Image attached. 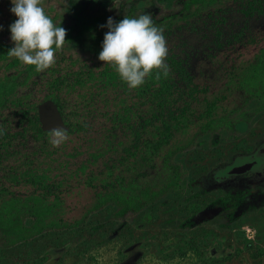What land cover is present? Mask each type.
I'll use <instances>...</instances> for the list:
<instances>
[{
  "label": "rangeland",
  "instance_id": "obj_1",
  "mask_svg": "<svg viewBox=\"0 0 264 264\" xmlns=\"http://www.w3.org/2000/svg\"><path fill=\"white\" fill-rule=\"evenodd\" d=\"M249 1L0 0L9 131L67 66L123 63L132 45L180 53L195 86L186 120L156 149L145 132L135 146L142 128L111 129L101 102H64L74 123L93 114L84 131H51L44 149L43 138L16 140L30 161L0 169V264H264L254 257L264 251V15H244ZM251 155V169L228 172ZM209 253L232 256L203 261Z\"/></svg>",
  "mask_w": 264,
  "mask_h": 264
},
{
  "label": "trees",
  "instance_id": "obj_2",
  "mask_svg": "<svg viewBox=\"0 0 264 264\" xmlns=\"http://www.w3.org/2000/svg\"><path fill=\"white\" fill-rule=\"evenodd\" d=\"M241 10L248 16L264 14V0L249 1ZM129 48L133 49L134 53L125 61L122 60L123 63L119 60L103 64L93 63L90 66L84 63L78 69L67 66L50 82L51 93L44 98L53 100L57 105L64 123L70 129L66 133L84 131L87 128L85 118H90L94 111L93 109L83 114L84 119L74 123L67 113H64V102L68 101L80 102L94 108L101 102L104 103V108L106 105L112 107L111 110L108 107L103 111L105 118L111 121V129L118 128L122 123L129 128H133V125L138 129L142 128V131L133 129L136 147L141 138L138 137L145 132L151 136V140L146 139L145 146L158 148L167 143L172 130L186 120L185 112L189 108L195 86L192 84L191 75L182 66L181 57L178 56L180 53L167 56L154 44L145 45L138 50L133 45ZM70 93L75 97L65 96ZM185 95L189 96V100L185 99ZM179 99L181 103L177 104ZM37 104H20L22 107L18 108L16 114L19 129L16 132L9 131L11 127L7 124L6 116L0 114V169L8 173H12L16 168L10 165V159L22 165H29L30 161L28 155L21 150L24 141L21 143L16 140L26 138V135L30 134L37 139L43 138L40 148L44 149L47 145L44 139L52 132L41 129ZM112 141L109 139L110 143ZM19 167L17 166L18 169ZM28 170L33 169L28 167L21 171L27 177L26 180H30V176L32 182L37 181L38 174ZM40 176L44 177L46 174ZM53 186V183L45 184V188ZM263 254L264 251L261 250L255 253L254 257ZM231 256L232 254H229L220 259L210 257L209 260L213 263L224 262Z\"/></svg>",
  "mask_w": 264,
  "mask_h": 264
},
{
  "label": "water",
  "instance_id": "obj_3",
  "mask_svg": "<svg viewBox=\"0 0 264 264\" xmlns=\"http://www.w3.org/2000/svg\"><path fill=\"white\" fill-rule=\"evenodd\" d=\"M38 115L41 128L46 131H57L65 130L69 128L64 123L62 116L56 106V104L51 100H46L45 102L38 105ZM262 148H260L259 152ZM250 157V158H249ZM247 159L249 163L245 162L241 165H233L229 167L228 172L231 174L245 172L252 165L251 160L255 157L254 155L249 156Z\"/></svg>",
  "mask_w": 264,
  "mask_h": 264
},
{
  "label": "flooded vegetation",
  "instance_id": "obj_4",
  "mask_svg": "<svg viewBox=\"0 0 264 264\" xmlns=\"http://www.w3.org/2000/svg\"><path fill=\"white\" fill-rule=\"evenodd\" d=\"M243 8V7H242ZM242 11V10H241ZM244 13V12H243ZM245 15V14H244ZM260 15H264L263 13H261V14H255L254 16L256 17H258V16H260ZM254 16H250V17H254ZM46 100H51V99H46ZM46 100H44V101H42L41 103H43V102H45ZM51 101H53V100H51ZM54 102V101H53ZM41 103H39V104H41ZM55 103V102H54ZM39 104H37V113H38V105ZM57 106V105H56ZM58 108V107H57ZM59 110V109H58ZM60 112V111H59ZM61 114V113H60ZM62 116V115H61ZM38 118H39V115H38ZM63 119V118H62ZM64 121V120H63ZM40 122V121H39ZM40 126H41V124H40ZM69 128V127H68ZM42 129V128H41ZM43 130V129H42ZM69 130V129H68ZM67 130V131H68ZM46 131V130H45ZM65 131V130H64ZM258 154H260V156H263V157H261L262 159L264 158V149H261V151L258 153ZM258 159H260V157H259V155L257 156V160H255L254 158L251 160V163H252V165L250 166V169L253 167V166H255V164L258 162ZM247 163H249V162H247ZM249 171V170H248ZM263 251V250H262ZM212 255H213V252H212ZM210 253H209V256H207V255H204V259H203V261H205V262H207L209 259H210ZM51 262V260H49L48 261V263H50ZM128 262V261H127Z\"/></svg>",
  "mask_w": 264,
  "mask_h": 264
}]
</instances>
